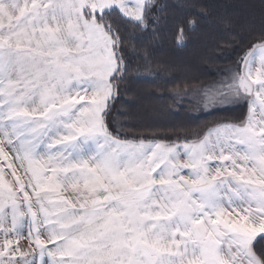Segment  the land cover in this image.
I'll use <instances>...</instances> for the list:
<instances>
[{"label":"rangeland","instance_id":"374dc122","mask_svg":"<svg viewBox=\"0 0 264 264\" xmlns=\"http://www.w3.org/2000/svg\"><path fill=\"white\" fill-rule=\"evenodd\" d=\"M149 1L0 0V264H230L226 250L242 256L264 234V224L247 231L222 211L213 231L189 214L175 221L176 200L211 196L201 184L219 200L238 193L220 186L249 175L264 182V41L219 89L184 93L207 109L248 101L243 123L212 128L188 148L122 141L105 128L119 61L95 14L116 7L142 21ZM188 152L200 168L184 167ZM215 159L212 177L205 162ZM165 200L178 216L168 223Z\"/></svg>","mask_w":264,"mask_h":264},{"label":"trees","instance_id":"16d2710c","mask_svg":"<svg viewBox=\"0 0 264 264\" xmlns=\"http://www.w3.org/2000/svg\"><path fill=\"white\" fill-rule=\"evenodd\" d=\"M95 18L112 37L119 61L103 113L113 137L193 143L212 128L246 120V100L207 109L184 93L219 89L264 41V0H150L142 21L116 7ZM252 249L264 264V234Z\"/></svg>","mask_w":264,"mask_h":264},{"label":"crops","instance_id":"0c3cea01","mask_svg":"<svg viewBox=\"0 0 264 264\" xmlns=\"http://www.w3.org/2000/svg\"><path fill=\"white\" fill-rule=\"evenodd\" d=\"M49 1H52V0H49ZM22 4L23 3H21L20 6ZM42 8L43 10H47L46 9L47 7H44L43 5H42ZM49 14L52 15V10H49L46 13V15H49ZM207 137L209 136H206L201 142L203 143L206 142ZM237 137L238 136H233V137L218 136V137H213V138H218V139L221 138V141L223 142L232 143L238 140ZM181 143H179L181 145L180 146L181 148L182 147H187V148L192 147L195 144V143L193 144L189 142H181ZM215 151L216 149L214 151L210 150L208 152H211L210 153L211 156L215 158L217 157V155L214 154ZM182 154H185V153H182ZM190 154L192 155L193 153L188 152L187 155L189 156H183L185 160L187 159L189 161L184 167L185 168L190 167L188 169H193V168H198V167L200 168V166L203 164L202 160L199 158H196L195 156L192 157ZM185 160L183 159L184 162ZM205 164H206V167H208V169L211 172H213L214 175H211L212 177L219 174L218 173L219 172L218 160L215 159L210 162H205ZM228 177H231V179H235L233 175H229ZM250 179H251V175H249L248 182L245 184H239V183L234 182L226 186V188L221 187V186L218 187L222 189V193L225 191H231V190H235L238 192L236 198H232L230 195L228 198H225L223 195V198L219 200L218 198H214V190L210 188V186L201 184V186L204 187L205 190L210 192L211 196H208L205 194L194 196L196 199V202L186 200L187 197L184 198L185 200H181V199L176 200L175 202L177 204V207H179L180 215H179V220L177 219L175 221L185 223V221H183L182 218L185 217V214H189V216L194 217L195 221L198 220L199 224H204L203 232L206 231L205 229H208L209 231L210 230L213 231V229H216V226H214L216 224L215 222L217 223L220 222L219 218H217V211H222L225 214L224 216L228 217L226 219H229L230 216L232 215L237 216L236 220L240 221L242 225H245L247 227V231H250L251 229H257V228L263 229L261 226L262 224H264V182L261 181V178L259 176L258 177L252 176V181ZM201 186L198 188L202 189ZM191 188L194 189L195 187L191 186ZM191 188L189 187V190H191ZM180 189H181V186L179 188V191H181ZM189 190L187 191L189 192ZM194 195H197V193ZM201 196H204V197H201ZM173 204H174L173 200L163 201V210H164L163 219H162L163 223H168L167 220H169L170 217L178 218L176 214L171 215L170 214L171 211L168 210V213L166 212V208L167 207L170 208V205H173ZM186 207H187V210H186ZM172 223H175V222H172ZM177 224H179L180 227L182 226L181 223H177ZM231 225H236V224H231ZM219 227H220V229H218L219 232L223 233L226 231L223 227H221V225H219ZM199 233H202L201 229L199 230ZM183 235H185V232ZM227 237L232 238L233 235L230 234ZM224 253L226 254V258L229 259L230 264H261L259 258L254 254L252 250L245 251V253L242 256L240 252H231V250H226ZM234 253L235 255L233 256ZM211 260L212 259L210 258L208 262H211Z\"/></svg>","mask_w":264,"mask_h":264}]
</instances>
